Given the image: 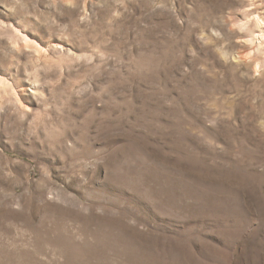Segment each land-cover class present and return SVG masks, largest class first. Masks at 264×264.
<instances>
[{
	"label": "rangeland",
	"instance_id": "1",
	"mask_svg": "<svg viewBox=\"0 0 264 264\" xmlns=\"http://www.w3.org/2000/svg\"><path fill=\"white\" fill-rule=\"evenodd\" d=\"M264 0H0V264H264Z\"/></svg>",
	"mask_w": 264,
	"mask_h": 264
},
{
	"label": "bare ground",
	"instance_id": "2",
	"mask_svg": "<svg viewBox=\"0 0 264 264\" xmlns=\"http://www.w3.org/2000/svg\"><path fill=\"white\" fill-rule=\"evenodd\" d=\"M261 38H264V33L262 35H260Z\"/></svg>",
	"mask_w": 264,
	"mask_h": 264
}]
</instances>
